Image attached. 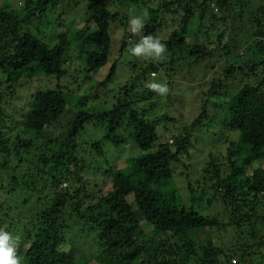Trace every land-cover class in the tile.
<instances>
[{
    "label": "trees",
    "instance_id": "1",
    "mask_svg": "<svg viewBox=\"0 0 264 264\" xmlns=\"http://www.w3.org/2000/svg\"><path fill=\"white\" fill-rule=\"evenodd\" d=\"M55 1L25 0L23 18L0 8V190L13 200L7 211L0 204V230L13 238L21 264H264V0H116V12L107 0H88L84 28L51 47L21 28ZM128 4L147 9L138 34L121 10ZM116 23L124 31L119 57L151 35L166 46L164 58L131 53L134 71L118 103L86 110L96 98L77 97L62 83L70 50H78L70 60L80 71L96 73L109 62ZM235 24L234 40L227 29ZM118 61L100 86L109 84ZM191 74L201 85L187 98L195 115L187 117L177 86L183 83L175 78ZM53 76L51 87L25 89L35 77ZM153 83L168 92L160 95ZM94 120L102 139H80ZM224 141L228 166L213 158L203 170L212 192L207 206L219 198L221 207L200 214L182 202L175 166L187 168L185 158L198 145L213 150ZM105 143H131L141 155L113 160ZM24 163L46 181L20 176ZM185 176L193 203L196 188ZM47 188L52 198L45 204ZM27 206L35 213L17 236L11 220L28 214ZM215 231L224 234L217 243Z\"/></svg>",
    "mask_w": 264,
    "mask_h": 264
},
{
    "label": "rangeland",
    "instance_id": "2",
    "mask_svg": "<svg viewBox=\"0 0 264 264\" xmlns=\"http://www.w3.org/2000/svg\"><path fill=\"white\" fill-rule=\"evenodd\" d=\"M25 0H0V8L4 9L8 12H14L18 17L23 18L25 17L29 12L25 10L24 7ZM88 0H56L55 2L47 5V10L45 14L42 16V18H37V16H34L32 21H30L27 24H24L21 28L22 32L25 33H31L35 37L39 38L43 42L47 43L49 46H54L59 41V36L62 34H69L71 36V39L74 40L75 31L84 28L86 24V18L89 13L87 9ZM108 8L112 12H116V0H107ZM124 8H127V13L130 14L131 19L134 17H139L142 20H146V11L147 9L143 7L142 5H131L128 4L121 7V10L124 11ZM34 9V8H33ZM146 9V10H145ZM172 18L169 17L167 20V27L171 25ZM91 28H94V25H90ZM239 26L240 24L231 25L227 29V33H231V37L235 40L236 35L239 33ZM171 32L172 29L169 28ZM123 27L116 23L114 25L111 24L110 28V34L112 36V47H111V55L108 64L98 70L96 73H92L89 75L84 70L80 71L79 66H77L73 61L70 60V58L74 57L75 53H78V50L76 49V46L73 45V47L70 50L69 53V64L67 65V70H70V73H67L64 79L62 80V83L65 82L67 86L69 87V90H71L73 95H76L77 97L80 96H89L91 98H96L94 101H90L88 106L85 108L86 110L91 108V105H95L96 112L100 113L101 110H109L111 109L115 103H118L117 100L120 96V88H122L124 85L129 82L130 77L132 75L131 71H134L132 63L135 61L134 57L132 56L131 52L129 50L125 51L122 55L119 57V42L121 41L123 37ZM132 32V31H131ZM161 34L160 36H162ZM240 35V34H239ZM243 35V33H242ZM201 36V35H199ZM133 38V37H132ZM130 38V40H133ZM195 39L189 40V42L193 43ZM130 43L132 41H129ZM240 53V51H239ZM85 54V53H83ZM82 54V55H83ZM86 54L84 55L83 61L85 63ZM119 58L117 69L115 72L114 77L111 79L109 84L100 86L99 84L106 79V77L109 75V71L111 68V65L113 64L114 60ZM143 59H146L142 57ZM86 64V63H85ZM183 67L184 71L187 73L190 70L189 68L184 65ZM196 72V71H192ZM194 75L191 74V76H187V78L183 79V76L178 75L175 80L176 81H182L179 84L177 83L178 88L180 89V93L182 94V97L187 100V98L192 94V92L198 90V87L201 85L200 81H190ZM200 77L202 75H199ZM90 77V78H87ZM204 77V76H202ZM52 80L58 81L57 77L52 78H37L35 77L33 81L29 82L25 85V89H29L30 92H36L38 88H45L46 86H52ZM27 83V82H26ZM192 83H195L197 85H192ZM190 84V85H189ZM20 96L27 95L26 92L21 93ZM17 97V96H16ZM184 100V101H185ZM197 101V100H196ZM194 105V100L186 101V110H190L191 105ZM195 116V115H194ZM191 112L189 111L187 114V117H194ZM100 121L94 120L91 124L87 125L85 128V131L81 134L80 139H83L85 141L91 142L92 140H99L102 139V129L99 126ZM217 126V125H216ZM214 126V127H216ZM232 139H235L237 136L235 134H232ZM224 138V137H223ZM222 138V139H223ZM176 142V139L173 137H170L167 142L171 144L170 142ZM220 140V139H218ZM221 141V140H220ZM225 142V141H224ZM106 148H108L110 158L113 160H119L121 162H125L130 157H136L141 155V151L136 145H133L131 143H128L124 146H122L119 149H116L113 147L110 143H105ZM198 145L197 149L191 150V155L189 158H185V164L188 166L187 168H184L182 165H176V172H175V179L176 186L179 190L180 197L182 199V202L187 206V208H193L194 210L198 211L200 214L204 215H212L214 210L217 211L220 207L219 206L220 199H212L215 202V205L213 207L207 206L206 200L208 201L211 197L212 192L210 191L211 184H204L203 175L205 173L203 170L207 167L210 161L215 158L219 162H223L224 166H228L227 161V153L225 152L228 143H222L217 148L210 150L203 145L199 147ZM12 163V162H11ZM226 163V164H225ZM258 165H256L257 167ZM27 163H24L20 168H17L19 175L29 173L33 176H39L41 178L46 177L43 175H38L36 171H32ZM228 168V167H223ZM248 173H251V167L247 168ZM185 175L191 176L190 180L193 182L195 188H196V194H195V202L192 203L191 201V192L188 189V179ZM199 182L198 184H196ZM7 185V183H6ZM66 185L65 183L62 184V187L64 188ZM49 188L45 189L43 194L40 198L43 199V203L47 204L49 202V199L52 198V196L49 194ZM171 188L167 189L168 192H170ZM1 196H0V204H3L5 206V210L7 211L10 208V205L8 203H12V199L6 194V190H0ZM37 198L34 197L32 200L33 204L37 203ZM23 202V198L21 200V203ZM223 204V203H222ZM14 208V207H13ZM28 209L29 213H19L12 217L11 222H13V228L12 231L17 234V236H21L24 234L25 229L24 226L28 225V223L31 220L32 214H34V210L30 209L29 206L26 207ZM72 222L66 223L65 225H69ZM205 235V234H204ZM214 237V242H219L220 238L224 235L221 232L215 231L212 233ZM228 235H231L230 233ZM70 237V235H69ZM72 238V237H71ZM226 240L228 238L226 237ZM14 247L16 248L15 244ZM85 251V250H84ZM91 264H97L95 261ZM194 264V263H192Z\"/></svg>",
    "mask_w": 264,
    "mask_h": 264
},
{
    "label": "clouds",
    "instance_id": "3",
    "mask_svg": "<svg viewBox=\"0 0 264 264\" xmlns=\"http://www.w3.org/2000/svg\"><path fill=\"white\" fill-rule=\"evenodd\" d=\"M130 30L134 34L140 33L144 27V22L139 17H134L130 21ZM166 50V46L160 42L158 38L151 35L144 36L139 43L130 49L131 53L136 57H144L152 59H163L161 53ZM149 87L164 95L168 92L167 85L150 84ZM66 185V184H65ZM14 240L11 235L3 230H0V264H21L20 257L17 256Z\"/></svg>",
    "mask_w": 264,
    "mask_h": 264
}]
</instances>
